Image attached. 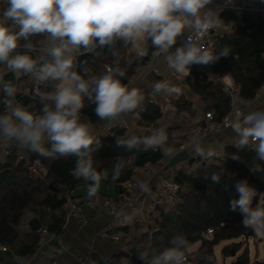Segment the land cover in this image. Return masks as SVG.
I'll return each instance as SVG.
<instances>
[{
	"label": "clouds",
	"instance_id": "1",
	"mask_svg": "<svg viewBox=\"0 0 264 264\" xmlns=\"http://www.w3.org/2000/svg\"><path fill=\"white\" fill-rule=\"evenodd\" d=\"M212 2L6 0L7 7L0 14V65L13 74H30L42 107L36 113L17 103L16 86L12 80L0 77L4 93L0 99L4 105V112L0 114V138L15 141L20 147L43 156L76 157L74 174L95 182L89 189V194L94 195L101 175L93 168L91 152L94 144L99 146V140L92 136L88 124L80 120L85 100L95 105L97 118L112 124L122 114L140 106L144 94L139 88L122 83L125 71L119 67L85 79L73 68L75 58L92 53L98 46L112 47L117 41H122L124 46L150 41L155 49L153 58L163 55L169 69L187 76L191 65L207 66L230 54L228 48L217 53L202 42V34L220 22L219 14L209 7ZM40 34H46L51 42L43 50L46 56L34 57L31 53L36 47L29 38ZM178 40L180 43L176 46ZM21 41L25 43L21 45ZM20 47L25 51H18ZM136 53L143 58L148 54L147 48L137 46ZM47 81L58 82L55 90L40 92L38 86ZM153 91L179 94L180 89L160 81L154 84ZM229 126L235 134V146L252 147L257 159L264 161V110L252 109L250 104L240 106ZM165 139L160 130L142 140L117 138L116 144H125L128 148L138 143L145 147L157 146ZM195 151L206 159L217 155L199 144ZM250 171L264 172V168L255 164ZM210 178L218 184L221 175L212 173ZM234 187L239 198L230 201V211L238 209L243 216L242 225L254 229L257 236H264V198L259 197L247 179L236 181ZM257 197L260 202L253 207ZM188 247V240L177 233L169 240V246L154 252L150 258L149 254L140 252L138 258L144 264H188Z\"/></svg>",
	"mask_w": 264,
	"mask_h": 264
},
{
	"label": "trees",
	"instance_id": "2",
	"mask_svg": "<svg viewBox=\"0 0 264 264\" xmlns=\"http://www.w3.org/2000/svg\"><path fill=\"white\" fill-rule=\"evenodd\" d=\"M6 7V0H0V14ZM225 18L232 20L241 34L250 30L253 34L247 36L259 45L256 49L246 45L248 52L240 55L237 51H231L229 43L231 39L229 38L227 44L222 41L220 45L230 49L237 66L227 60V57H221L209 66L213 73H228L239 86L241 97L250 101L258 89L261 79L258 80L251 76L247 68L260 66L257 53L264 49V23L254 20L247 13L240 11H231L225 15ZM257 31L260 33L257 34ZM40 35L30 37L29 42ZM130 46L131 44L126 46L123 44L115 45L112 51L98 46L92 53H89L91 63L87 64L84 69L86 79L104 74L105 66L109 65L125 71V76L121 78L122 83L125 84L132 73V69L135 66L144 65L154 51L152 47H149L146 56L138 58L128 65L127 51ZM215 52L218 53L219 51L215 50ZM189 78L190 76H187L185 80L189 81ZM201 89L208 100L203 112L210 110L215 119H220L230 108L229 98L222 91V87L216 85L213 79L204 81L201 84ZM40 92H50V89L45 86ZM3 96L2 86H0V99ZM18 100L21 103L25 102L22 96H18ZM45 103L51 102L45 101ZM173 105L178 113L184 111L191 115L195 113L190 101L183 97L175 99ZM151 106V103H145L144 110L141 112L142 122L140 125L144 128L153 124ZM41 107L42 104L38 97L30 111L39 113ZM94 108L95 105L90 104L81 110L91 124L100 120L95 115ZM3 112L4 105L0 103V114ZM171 132L173 130L166 133L168 139ZM117 138L129 140L119 128H113L107 136H97L99 146L97 147L95 144L92 146L91 157L93 168L101 175L100 182L112 184L116 192L121 193L122 184L127 180L134 179V167L160 163L164 155L159 149L150 146L145 147L143 143H138L132 148H128L125 144L118 146L116 144ZM139 139L142 140L143 137L140 136ZM45 147L50 149L49 144H45ZM225 148L228 157L213 163L203 164L192 171L183 169L176 171L179 186L176 204L170 208L165 206L154 208L159 212V217L155 220V228L161 230L159 239L157 238L156 243L151 248L149 242L145 243L140 239L135 240L126 251L115 253L110 259L111 264H131L130 256L139 257L140 252L149 254L150 258L154 252L158 253L164 247L169 246V240L177 233L184 235L189 246L198 240L201 241L199 248L193 253L191 259L188 258V261L197 264H215L212 253L215 244L222 240H233L239 237L249 238L255 235L252 228L242 225L243 216L238 209L230 211V201L239 198L234 185L236 181L243 179H247L249 185L257 190L259 197L264 198V172L253 173L250 171V167L255 164L264 168V161L257 159L254 150L238 149L231 145ZM24 149L26 157L21 158L16 150H11L6 161L0 165V243L6 244L10 250L20 246L18 254L32 252L38 241L37 231L21 232L20 230V222L24 212H32L37 216L41 225H46L50 230L58 231L62 223L63 205L76 183L83 181L82 177L73 174L76 157L65 158L59 155L48 157ZM144 150L145 152H143ZM36 158H40L47 169V174L44 177L32 178L27 173V162ZM114 159L118 160V166H112ZM212 173L221 175L218 184L211 181ZM86 182L95 184L92 180ZM259 197L253 200V207L256 206ZM207 228H212L213 234L209 239H204L202 234ZM234 247L235 251L240 248L239 244H234ZM223 252L225 255L230 254L226 248L223 249ZM0 264L18 263L15 260L7 262L0 256ZM230 264H264V254L261 260L250 263L247 250L244 249Z\"/></svg>",
	"mask_w": 264,
	"mask_h": 264
},
{
	"label": "built area",
	"instance_id": "3",
	"mask_svg": "<svg viewBox=\"0 0 264 264\" xmlns=\"http://www.w3.org/2000/svg\"><path fill=\"white\" fill-rule=\"evenodd\" d=\"M209 7L213 8L216 13L219 14V23L216 28L209 30L208 32L202 34V42L209 49L215 51L221 44L222 41L226 40L229 36L233 35L235 32V24L232 20L226 19L225 15L231 11H240L247 13L254 20H259L264 23V0H213L212 4ZM50 38L47 37L46 34H42L36 37L31 43L36 47V51L31 54L34 57H40L41 55H45L46 53L43 50L49 46ZM25 42L21 41V45ZM143 46L147 49L151 46V42L147 41L142 42ZM180 43V41H179ZM179 46V44H178ZM153 48V47H152ZM154 49V48H153ZM18 51H25L23 47H20ZM155 51V49H154ZM51 59L50 57H46ZM140 57L137 56V53L134 57L129 60L128 65H130L134 60ZM161 55L159 57L153 58L152 53L150 54V59L155 61V63L160 60ZM257 58L259 62L264 67V49L260 50L257 53ZM2 73L9 72L8 69L4 65H0ZM73 68L77 71V57L74 60ZM113 67L109 65L105 66V72ZM141 66H135L132 69L133 73H138ZM150 70L154 76L153 85L160 81H166L170 84L168 79L163 76L161 71L158 69L156 64L151 65ZM203 70H209L212 78L215 81H218L221 84L223 92L229 98L230 108L229 110L220 118L215 119L214 115L210 110L205 111L203 113V118L200 120L198 126H196L192 132L189 143L186 145L181 144L178 147V150L169 155V158L174 155L178 151L186 150L188 153V147H196L198 144L205 143L212 136H214L221 129L230 128V122L234 118L236 110L243 105H246L248 101L243 99L240 95L239 86L235 83L233 78L228 74H219L213 73L209 65H191L190 71L200 72ZM1 73V74H2ZM14 75V85L17 88V96L16 102L20 103L30 110L35 102L38 100L37 86L34 84V81L30 74L16 73ZM58 82L47 81L44 84L38 86L39 91L45 86H48L51 91L55 90V87ZM180 83L184 84V78L181 77ZM157 95L168 102L173 106V102L171 100L170 94L166 92L157 93ZM18 96H22L25 100L24 103H21L18 100ZM264 98V77L261 79L258 89L255 91L252 101H259ZM87 100H85V107L90 105ZM80 120L88 124L89 128L92 127L88 121V118L82 112L80 113ZM118 128L123 132V135L127 137L129 140L132 138L139 139L140 136L130 127L129 123L126 121H121L119 123ZM157 131L156 133H158ZM155 133V134H156ZM94 138L97 137L95 133H91ZM5 141L3 138H0V165L6 161L7 156L11 152V150H16V147L12 143H7L5 145ZM236 139L232 141L230 144L232 147L237 148L235 146ZM4 145V146H2ZM154 149H159L163 155L166 153V149L164 144H160L157 146H151ZM247 150H254L252 147H245ZM217 155L206 159L199 156L196 152L189 153L190 159L189 161H184L179 163L175 168H169L172 172L173 176L176 175V171L179 169H183L186 171H192L203 164L213 163L218 160H221L225 157H228L226 148H218L213 149ZM17 152V150H16ZM19 155V154H18ZM19 157H23L19 155ZM25 157V156H24ZM27 173L32 178L44 177L47 174V169L43 164V161L40 158L33 159L27 162L26 165ZM74 174V171H73ZM75 175V174H74ZM76 176V175H75ZM151 178V177H150ZM152 179H147L144 182H139L135 179L127 180L122 184V192L119 194L118 199H112L109 197H102V199L98 202V208L105 213L107 216L106 222L96 231L95 236L101 240L108 241L112 244L120 243V236L116 231V225L121 220V213L123 210H126L130 215V222L132 224H140L143 222L147 213L143 211L144 203L148 201V204L153 208L155 206H165L170 208L174 206L177 202V191H178V183L174 180H167L166 177H158L157 180L153 184H151ZM89 189L93 186H88ZM97 190V188H96ZM90 207H95L92 201L87 203ZM32 218H37L32 212L25 211L20 222V230L29 232L31 231L28 226V222ZM77 221L78 228L81 229L88 225V219L83 214V210L81 205L74 199L68 198L63 205L62 212V223L60 229L58 231L50 230L46 225H41L38 229V241L34 247L32 252L26 254H16L10 248L4 244L0 243V253H10L12 254V259L15 260L18 264H32L34 259L36 258L37 253L42 250L45 246H52L53 251L56 256H60L66 250V241H65V232L67 226L72 221ZM213 234L212 228H207L206 231L202 234L204 239H209ZM186 255H188L186 253ZM95 252L93 249H87L78 259L76 264H95ZM188 258V257H187Z\"/></svg>",
	"mask_w": 264,
	"mask_h": 264
},
{
	"label": "crops",
	"instance_id": "4",
	"mask_svg": "<svg viewBox=\"0 0 264 264\" xmlns=\"http://www.w3.org/2000/svg\"><path fill=\"white\" fill-rule=\"evenodd\" d=\"M240 36H243V34L239 33L238 31L236 32L235 25L234 34L227 38L228 40L229 38L232 40V37H234L233 41L229 42L231 51H237L240 55H243L248 52L246 45L252 49H256L257 45H259L257 42H255V40L253 41L252 38L247 36L252 40L254 47L248 44V38L246 37V40L244 41L245 46L241 49L235 44V41L240 39ZM228 40L223 42L227 44ZM178 44L179 40L176 46H178ZM176 46H174L173 51L175 50ZM220 47L224 48L221 45ZM135 54L136 52L130 56L127 55V64L129 63V60L135 56ZM153 64L157 65L158 69L161 71L163 76L168 79L171 86H175L180 89L179 94H170L172 102L179 97H183L184 99L190 101L192 107L195 109V113L193 115L186 111L178 113L174 105L172 106L168 102H165L157 95V93L153 91L154 76L150 70V67ZM247 71L251 76L258 80L264 77V67L261 63L258 67L253 66L251 68H247ZM187 76H190L189 81L185 80ZM187 76L169 69L163 55H161L160 60H158L156 63L155 61H152L149 56L148 61L141 66L139 72H132L129 79L125 82L127 86L139 88L143 92L144 100L141 102L140 106H138L131 113L122 114L112 124H108L106 121L99 120L90 128V132L95 133L97 136H107L111 133L113 128H118L121 121H126L129 123L133 131L139 135H142L143 138L146 131H149L150 134L153 135L157 131L163 130L166 136V139L163 142L166 149L164 158L160 163L145 164L141 167H134V179L139 182H144L149 178L152 179L150 182L153 184L158 177H167L170 175L172 173L170 169L167 171L163 170L164 165L169 160V155L177 151L181 144L187 146L194 128L198 126L200 120L203 118V116L201 118L200 115H203V108L207 105L208 100L206 99L205 93L201 89V84L204 81L211 80L213 78L211 75L209 76L208 72L206 73V76H204L203 73H198L196 71H190V74ZM181 77L184 78L183 85L180 83ZM213 81L216 83L214 79ZM145 103L152 104L150 112L152 114L153 124H151V126L148 128H144L140 125L142 122L141 112L144 110ZM247 104H250L252 109L264 110V98L260 99L259 101L250 100ZM171 130H173V132L170 133V138L168 139L166 133ZM234 139H236L235 134L232 132L231 128L221 129L208 141L200 145H202L205 149L212 150L225 148L226 146L230 145ZM7 143H12L16 147L17 154L23 157L27 156L25 149L20 147L15 141L5 142V145ZM195 149L196 147H188L189 153H195ZM86 181L88 180H85L84 178L83 181H78L74 189L71 191L69 198H74L81 205L83 214L89 221L88 225L79 229L77 221H72L67 226L65 232L66 250L63 252V254L56 256L52 246L48 245L43 247L42 250L37 253L32 264H76L77 259L87 249L90 248L95 252V264H108L107 261L110 260L115 253L119 251H126L137 239H140L142 242H144L149 238L150 231L155 229V220L159 217V212L154 209L156 206L152 208L150 204H148V201H146V204H143V211L147 213V216L142 223L135 225L133 224L135 226L134 231H131L129 227L130 215L126 210L122 211V218L116 225V231L120 236L119 244H112L108 241L97 238L95 236L96 231L107 220L105 213H103L98 208V202L102 199V197L118 199L120 193L116 192V189L112 184H104L99 182V184L96 185L97 190L95 191V194L90 195L88 186L94 185L88 184ZM89 201H92L95 207H90L87 204ZM141 224H144L142 229L136 226ZM147 226H150V229H148ZM21 232L25 231L21 230ZM19 248L20 246H16L12 248V251L18 254ZM0 256L7 262L13 260L12 254L10 253H0Z\"/></svg>",
	"mask_w": 264,
	"mask_h": 264
},
{
	"label": "rangeland",
	"instance_id": "5",
	"mask_svg": "<svg viewBox=\"0 0 264 264\" xmlns=\"http://www.w3.org/2000/svg\"><path fill=\"white\" fill-rule=\"evenodd\" d=\"M237 31L238 30H237V27H236V32ZM256 33L258 34V33H260V31H257ZM236 34H238V33H236ZM251 34H253V33L250 30L244 31L243 36H240L241 40L237 39L235 41V44L238 45L242 49L245 46V42L244 41L246 40L247 35H251ZM257 34H256V37H257ZM233 39H234V37H232L231 41H233ZM226 41H224V42H226ZM228 42H229V40H228ZM137 46L143 47V43L141 42L139 45L131 44L130 48L127 51V55L130 56L131 54L135 53ZM221 49L222 48L219 46L216 50L220 51ZM237 53H239V52H237ZM207 72L209 73V76H210L211 73H210L209 70L208 71L203 70V71H200L198 73H203L204 76H206ZM171 174L166 177L167 180H171L173 178V174L172 175ZM259 202L260 201L258 200L257 204ZM257 204H256V206H257ZM256 206H254V207H256ZM143 225L144 224L136 225V226L142 229ZM129 227H130L131 231L135 230V226L133 224H131L130 222H129ZM253 231L255 232L254 229H253ZM148 239H146L144 242L148 243L149 242ZM200 244H201V241L198 240V241L194 242L193 244H191L187 248L186 253L188 254L187 255L188 258L190 257V259H191L193 257V252L196 251L199 248ZM234 244H239V246H240V248L237 251H235ZM263 245H264V236H257L256 233H255L254 236L249 237V238H247V237H239V238L233 239V240H222V241L218 242L217 244H215L213 246V249H212L213 259L215 261V264H230V262L236 256L240 255L242 253V251L244 249H246L247 253H248V256H249L250 263H253L256 260H261L262 259L263 254H264ZM224 248H226L229 251L230 254L225 255L224 252H223ZM188 264H197V263H193V262L188 261ZM205 264H209V263H205Z\"/></svg>",
	"mask_w": 264,
	"mask_h": 264
},
{
	"label": "water",
	"instance_id": "6",
	"mask_svg": "<svg viewBox=\"0 0 264 264\" xmlns=\"http://www.w3.org/2000/svg\"><path fill=\"white\" fill-rule=\"evenodd\" d=\"M247 42L252 47H254V44L250 38H248ZM120 44H123V42L117 41V42H115V44L112 47H103V49H109L110 51H112L113 47L115 45H120ZM227 60H229L233 65L237 66V62L231 53L227 56ZM90 63H91V61L89 58V54L83 55V56H77V72L84 75L85 79H86V76L84 73V69H85V66L87 64H90ZM0 77H3L5 79V81L12 80V83L14 84L13 73H11V72L2 73V74H0ZM215 84L221 86V84L218 81H216ZM202 116L203 115H200L201 118H202ZM150 135H151L150 132L146 131L144 134V137L150 136ZM143 152H145V150ZM189 159H190V156L186 150L178 151L169 158L167 163L164 165L163 170L167 171L169 168H175L179 163L184 162V161H189ZM118 165H119L118 160L114 159L112 166L114 167V166H118ZM173 180L178 182V178L176 175L173 176ZM28 226L30 227L31 231H38V229L40 228V223H39L37 218H32L28 222ZM147 227H148V229H150V226H147ZM160 232H161V230L159 228H155V229H152L150 231V234H149V247L150 248L153 247L154 244L156 243L157 238L160 235ZM130 262H131V264H144V262H142L138 257H135V256H130ZM107 263L111 264L110 260H108Z\"/></svg>",
	"mask_w": 264,
	"mask_h": 264
}]
</instances>
